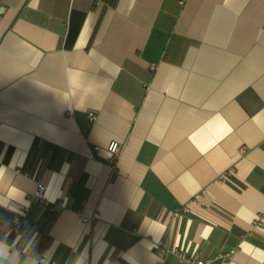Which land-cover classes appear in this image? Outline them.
I'll return each mask as SVG.
<instances>
[{
  "label": "crops",
  "instance_id": "0c3cea01",
  "mask_svg": "<svg viewBox=\"0 0 264 264\" xmlns=\"http://www.w3.org/2000/svg\"><path fill=\"white\" fill-rule=\"evenodd\" d=\"M21 213V264H264V0H0V234Z\"/></svg>",
  "mask_w": 264,
  "mask_h": 264
},
{
  "label": "built area",
  "instance_id": "2783aa9c",
  "mask_svg": "<svg viewBox=\"0 0 264 264\" xmlns=\"http://www.w3.org/2000/svg\"><path fill=\"white\" fill-rule=\"evenodd\" d=\"M95 119L94 113L90 112L88 114V122L91 123ZM120 149V143L117 141H112L108 145V150L116 156L119 152ZM44 193H45V186L41 182H37L35 191L31 195L32 199L37 200V201H42L44 199ZM25 214H17L13 217V220L10 224V226L6 229H3V231L0 234V241L6 239V232L9 230H13L15 232H18L23 224L25 223ZM158 252L161 257H164L166 254H174L179 261L183 262L184 264H212L214 261L219 260V261H229L232 257V254L234 251H229V252H224V253H218L214 257L211 258H206V259H193L187 256L184 252L181 251H176V250H171L167 248H158Z\"/></svg>",
  "mask_w": 264,
  "mask_h": 264
},
{
  "label": "clouds",
  "instance_id": "9594fccd",
  "mask_svg": "<svg viewBox=\"0 0 264 264\" xmlns=\"http://www.w3.org/2000/svg\"><path fill=\"white\" fill-rule=\"evenodd\" d=\"M19 243L20 238L13 241L11 245L6 242V239L0 241V249L5 250L0 251V264H10L11 258L13 256L15 257V264H21L22 251L17 247ZM31 247L32 241L29 240L24 244L23 249L30 251ZM45 260H47V258ZM44 261L39 260V258L29 256L27 260L23 261V264H44Z\"/></svg>",
  "mask_w": 264,
  "mask_h": 264
},
{
  "label": "trees",
  "instance_id": "16d2710c",
  "mask_svg": "<svg viewBox=\"0 0 264 264\" xmlns=\"http://www.w3.org/2000/svg\"><path fill=\"white\" fill-rule=\"evenodd\" d=\"M105 4V6H114V4L117 2V0H100Z\"/></svg>",
  "mask_w": 264,
  "mask_h": 264
}]
</instances>
